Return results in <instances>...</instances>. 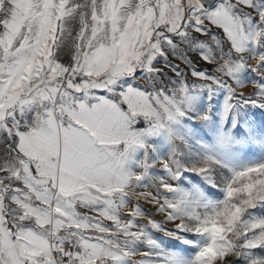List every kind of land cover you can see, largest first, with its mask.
Listing matches in <instances>:
<instances>
[{
    "label": "snow or ice",
    "instance_id": "obj_1",
    "mask_svg": "<svg viewBox=\"0 0 264 264\" xmlns=\"http://www.w3.org/2000/svg\"><path fill=\"white\" fill-rule=\"evenodd\" d=\"M0 264H264V0H0Z\"/></svg>",
    "mask_w": 264,
    "mask_h": 264
},
{
    "label": "rangeland",
    "instance_id": "obj_2",
    "mask_svg": "<svg viewBox=\"0 0 264 264\" xmlns=\"http://www.w3.org/2000/svg\"><path fill=\"white\" fill-rule=\"evenodd\" d=\"M141 203L143 204V201H141ZM144 207H145V210H146V211H148V212H151V211H152V209H151L150 206H148V205H144Z\"/></svg>",
    "mask_w": 264,
    "mask_h": 264
}]
</instances>
